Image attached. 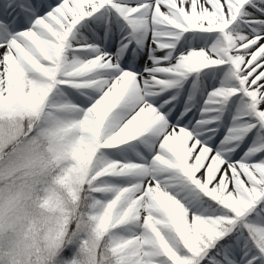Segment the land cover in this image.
<instances>
[{
    "label": "snow or ice",
    "instance_id": "1",
    "mask_svg": "<svg viewBox=\"0 0 264 264\" xmlns=\"http://www.w3.org/2000/svg\"><path fill=\"white\" fill-rule=\"evenodd\" d=\"M0 264H264V0H0Z\"/></svg>",
    "mask_w": 264,
    "mask_h": 264
}]
</instances>
